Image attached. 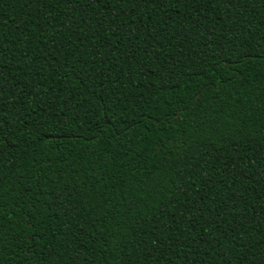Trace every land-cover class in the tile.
<instances>
[{
    "label": "trees",
    "instance_id": "obj_1",
    "mask_svg": "<svg viewBox=\"0 0 264 264\" xmlns=\"http://www.w3.org/2000/svg\"><path fill=\"white\" fill-rule=\"evenodd\" d=\"M0 264H264V0H0Z\"/></svg>",
    "mask_w": 264,
    "mask_h": 264
}]
</instances>
